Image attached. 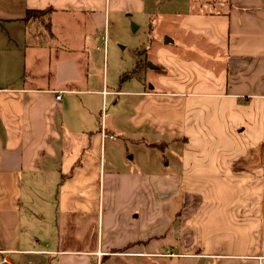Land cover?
Wrapping results in <instances>:
<instances>
[{"label":"crops","instance_id":"1","mask_svg":"<svg viewBox=\"0 0 264 264\" xmlns=\"http://www.w3.org/2000/svg\"><path fill=\"white\" fill-rule=\"evenodd\" d=\"M160 4L163 77L97 130L90 39L111 13ZM46 8L53 40L23 21ZM104 134L173 163L134 171L126 147L107 174ZM0 251L10 264H264V0H0Z\"/></svg>","mask_w":264,"mask_h":264},{"label":"rangeland","instance_id":"2","mask_svg":"<svg viewBox=\"0 0 264 264\" xmlns=\"http://www.w3.org/2000/svg\"><path fill=\"white\" fill-rule=\"evenodd\" d=\"M165 12V4H160L144 14L111 13L106 20L105 38L99 41L90 39L88 48L91 57L88 77L91 87L89 90L102 92L99 98L96 97L97 101L91 109L94 113L93 125L98 128L97 130L105 127L106 118H110L113 114L116 116L114 121L122 123L124 117L119 113H127L129 116L136 106L131 95L153 89L157 86L155 84L158 79L163 77L158 75L156 70L151 69V65H157L155 61L160 50L171 51L172 27L170 20L162 15ZM166 38L170 40L169 43L165 42ZM176 42L179 44V40ZM97 47L99 51L96 50ZM50 60L48 59V67ZM139 63L140 68L137 65ZM94 94L96 93L92 95ZM127 128L131 129L128 126ZM133 136L134 134L129 135V137ZM148 140L159 142L167 138L156 136ZM102 145V166L107 174L109 166L114 168L125 166L119 160L122 159L126 147L130 154L136 155V160L130 166L134 171L141 168L143 172L159 174L165 172L168 162L173 163L169 150H144L142 147L125 144L122 138L117 137L113 141L104 138ZM139 149H143L144 152H138ZM161 184L159 187L163 186Z\"/></svg>","mask_w":264,"mask_h":264},{"label":"trees","instance_id":"3","mask_svg":"<svg viewBox=\"0 0 264 264\" xmlns=\"http://www.w3.org/2000/svg\"><path fill=\"white\" fill-rule=\"evenodd\" d=\"M54 12L53 8H46L43 10H28L24 18L25 26L32 37L33 28H36L34 25H39L43 30L46 31L45 38L49 40L55 39V36L52 31V21L51 16ZM158 72H163L162 68H158Z\"/></svg>","mask_w":264,"mask_h":264},{"label":"built area","instance_id":"4","mask_svg":"<svg viewBox=\"0 0 264 264\" xmlns=\"http://www.w3.org/2000/svg\"><path fill=\"white\" fill-rule=\"evenodd\" d=\"M57 100L59 101V100H61V96L60 95H58V97H57ZM104 138H113V137H109V136H107V135H105L104 134V136H103ZM5 252H1L0 251V254H4ZM1 264H10L9 263V261H8V259H6V258H4V259H2V261L0 262Z\"/></svg>","mask_w":264,"mask_h":264},{"label":"water","instance_id":"5","mask_svg":"<svg viewBox=\"0 0 264 264\" xmlns=\"http://www.w3.org/2000/svg\"><path fill=\"white\" fill-rule=\"evenodd\" d=\"M165 42L169 43L170 40L168 38H166ZM151 69H156V67L154 65H151Z\"/></svg>","mask_w":264,"mask_h":264}]
</instances>
